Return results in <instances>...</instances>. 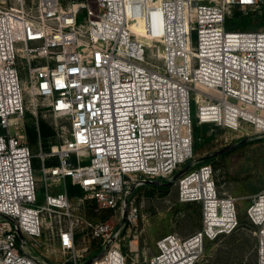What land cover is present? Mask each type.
I'll return each instance as SVG.
<instances>
[{"label": "built area", "instance_id": "2783aa9c", "mask_svg": "<svg viewBox=\"0 0 264 264\" xmlns=\"http://www.w3.org/2000/svg\"><path fill=\"white\" fill-rule=\"evenodd\" d=\"M261 3H0V264H46L30 246L44 245L47 213L70 216L72 209L67 191L50 193V181L70 179L99 207L119 214L118 229L87 223L92 239L108 247L92 264H128L112 243L122 227L137 222V208L128 206L132 186L173 178L188 163L193 168L178 180L179 201L201 205V229L161 238L146 264H198L208 241L235 232L237 198L220 195L210 164H194L191 107L197 104L199 124L233 130L250 123L245 113L264 118V30L228 26L233 9L247 12ZM27 94L69 121L64 144L38 155L45 205L38 203L36 155L25 131ZM38 112L35 103L37 119ZM256 132L264 134V124ZM51 158L58 164L47 165ZM246 215L256 229L257 264H264V189L250 198ZM77 226L71 220L57 228L68 256L62 264L86 263L88 249L76 248Z\"/></svg>", "mask_w": 264, "mask_h": 264}, {"label": "rangeland", "instance_id": "374dc122", "mask_svg": "<svg viewBox=\"0 0 264 264\" xmlns=\"http://www.w3.org/2000/svg\"><path fill=\"white\" fill-rule=\"evenodd\" d=\"M4 1L8 5L11 4V0H0V3ZM261 2V8L247 12L238 8L233 9L228 21L230 30H264V0ZM22 77L25 79L24 72H22ZM27 99L28 112L25 131L27 126L33 123L36 125V121L44 122L55 132V135L49 139L48 146L51 150L60 148L69 138V121L56 118L43 105L44 101L32 100L29 95ZM230 101L235 102L232 99ZM35 103H39L38 119L33 114ZM196 107L197 104L192 103V122L195 127H198L193 149L194 164L199 166V162L208 161L207 163L213 167L215 172V181L220 195L237 198L236 206L240 218V226L234 233L206 243L204 255L198 264H257L256 229L248 220L246 211L250 205V198L264 189V134L256 132L251 123L243 124L238 130L207 125V132H204V126L198 125L196 120ZM14 134L15 129L11 127L10 135ZM26 136L30 148L36 155L37 166L34 167V174L38 183V203L45 205L47 189L42 171V161L38 157L41 149L45 147V143L40 136L39 127H37L34 143L28 138L27 132ZM242 141L246 142L221 155L206 158ZM49 162L52 163L51 165L57 164L55 159ZM189 164L182 167L180 171L187 168L186 172L179 175L172 185L136 184L132 186L133 192L128 206L133 204L137 208L139 214L137 222L131 226L122 227L116 240L112 243L120 246L121 251L128 258V264H146L155 255L158 241L166 235L178 234L181 237H188L201 229V205L179 201L178 180L192 170L193 167ZM171 179L159 180V182L168 183ZM49 185L52 194L68 192L69 181L67 179L58 184L50 181ZM71 203L70 216L46 214L47 219L42 239L44 245L37 249L30 246L34 256L46 264H62L66 261L68 256L61 252L56 232L57 228L71 220L78 225L77 250L88 249L86 263L96 256L105 254L108 249L103 243L92 239L87 230V223L106 221L116 225L117 229L120 227L117 222L119 214L99 207L85 192L82 195L73 196Z\"/></svg>", "mask_w": 264, "mask_h": 264}, {"label": "trees", "instance_id": "16d2710c", "mask_svg": "<svg viewBox=\"0 0 264 264\" xmlns=\"http://www.w3.org/2000/svg\"><path fill=\"white\" fill-rule=\"evenodd\" d=\"M76 1H83V0H76ZM198 125H201V127L204 126V132H207V129H208L207 125H209V124H198ZM211 126H213V125H211ZM38 127H39L40 136H41L42 140H44V143H45V147H43L42 151L44 153L51 152L52 150H51L50 146H48V141H49L50 138H52L55 135V132L53 131V129L50 126L46 125L44 122L38 123ZM197 128L198 127H195V124L193 123V138H194V141H195V133H197ZM26 132H27V135H28V138L30 139V141L34 143V141L36 140V136H37V127H36V125L33 123L30 126H27ZM193 149H194V146H193ZM53 159H55L57 161V164H58V160L56 158H51V159H48L46 161V163H48L47 165L51 166L52 163H50L49 161L53 160ZM207 162L208 161L205 160V161L199 162L198 164L199 165L208 164ZM33 165H34V167L37 166V163H36L35 159L33 160ZM53 165H56V164L53 163ZM68 181H69V186H68V195H69V197L71 196V198H72L76 194L82 195L83 190L81 189V187L78 186V185H73L71 183L70 179H68ZM256 255H257V245H256Z\"/></svg>", "mask_w": 264, "mask_h": 264}, {"label": "water", "instance_id": "95a60500", "mask_svg": "<svg viewBox=\"0 0 264 264\" xmlns=\"http://www.w3.org/2000/svg\"><path fill=\"white\" fill-rule=\"evenodd\" d=\"M246 141H242L241 143L237 144V145H232L230 147H227L226 149H223L221 150L220 152L214 154V155H211V156H207L206 158H211L213 156H218V155H221L223 153H225L226 151H229L233 148H235L236 146L244 143ZM187 170V168H185L184 170L180 171L177 175H175L170 181H168V183H162V182H159V181H147L146 184H151V185H164V186H169V185H172L174 183L175 180H177V178L179 177V175L185 173ZM21 236V235H20ZM103 255H99L98 258H102ZM93 263V259H90L86 264H92Z\"/></svg>", "mask_w": 264, "mask_h": 264}, {"label": "bare ground", "instance_id": "6f19581e", "mask_svg": "<svg viewBox=\"0 0 264 264\" xmlns=\"http://www.w3.org/2000/svg\"><path fill=\"white\" fill-rule=\"evenodd\" d=\"M245 117L247 118V121H249L250 123H252L255 126L256 131L259 128H262L263 127L264 118H262V117H256V116H253V115H251L249 113H245ZM250 119H252V120H250Z\"/></svg>", "mask_w": 264, "mask_h": 264}]
</instances>
